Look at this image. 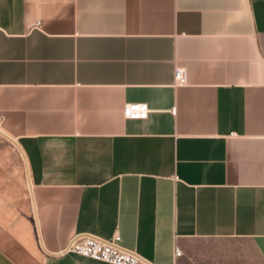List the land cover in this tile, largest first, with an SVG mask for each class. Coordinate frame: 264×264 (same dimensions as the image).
Here are the masks:
<instances>
[{"label":"crops","instance_id":"crops-1","mask_svg":"<svg viewBox=\"0 0 264 264\" xmlns=\"http://www.w3.org/2000/svg\"><path fill=\"white\" fill-rule=\"evenodd\" d=\"M116 233L264 264V0H0V264H103L59 252Z\"/></svg>","mask_w":264,"mask_h":264},{"label":"built area","instance_id":"built-area-1","mask_svg":"<svg viewBox=\"0 0 264 264\" xmlns=\"http://www.w3.org/2000/svg\"><path fill=\"white\" fill-rule=\"evenodd\" d=\"M185 85V71L182 67H176L173 71V87ZM147 112L148 109L144 103H126L121 109L122 117L127 120H144ZM119 241L120 238L117 233L107 240L88 235H75L59 252V255L70 253L103 264H150L132 251L119 247ZM180 255L181 252L174 248L173 257L177 258Z\"/></svg>","mask_w":264,"mask_h":264}]
</instances>
